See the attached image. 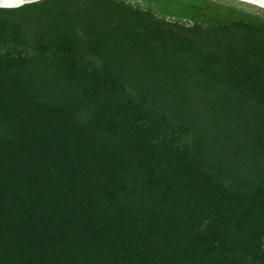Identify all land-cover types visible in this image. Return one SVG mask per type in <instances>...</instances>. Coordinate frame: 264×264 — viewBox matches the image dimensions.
I'll use <instances>...</instances> for the list:
<instances>
[{
	"label": "trees",
	"instance_id": "16d2710c",
	"mask_svg": "<svg viewBox=\"0 0 264 264\" xmlns=\"http://www.w3.org/2000/svg\"><path fill=\"white\" fill-rule=\"evenodd\" d=\"M0 264H264V20L0 7Z\"/></svg>",
	"mask_w": 264,
	"mask_h": 264
},
{
	"label": "rangeland",
	"instance_id": "374dc122",
	"mask_svg": "<svg viewBox=\"0 0 264 264\" xmlns=\"http://www.w3.org/2000/svg\"><path fill=\"white\" fill-rule=\"evenodd\" d=\"M86 0H78L85 2ZM134 7L150 10L160 18L190 25L197 21L202 25L236 19L264 20V8L243 0H119ZM30 51V48H28ZM91 64L99 62L88 59ZM188 140L183 136L179 141Z\"/></svg>",
	"mask_w": 264,
	"mask_h": 264
},
{
	"label": "water",
	"instance_id": "95a60500",
	"mask_svg": "<svg viewBox=\"0 0 264 264\" xmlns=\"http://www.w3.org/2000/svg\"><path fill=\"white\" fill-rule=\"evenodd\" d=\"M34 1H37V0H0V7H17V6H20L24 3H29V2H34ZM243 1H246V0H243ZM259 1L264 2V0H259ZM254 2H256V1H254ZM254 4H257L258 6L264 8L263 3L257 2Z\"/></svg>",
	"mask_w": 264,
	"mask_h": 264
},
{
	"label": "bare ground",
	"instance_id": "6f19581e",
	"mask_svg": "<svg viewBox=\"0 0 264 264\" xmlns=\"http://www.w3.org/2000/svg\"><path fill=\"white\" fill-rule=\"evenodd\" d=\"M247 2H250V3H257V2H259V3H263L264 4V2H262V1H259V0H246ZM254 1H256V2H254ZM257 5V4H256Z\"/></svg>",
	"mask_w": 264,
	"mask_h": 264
}]
</instances>
